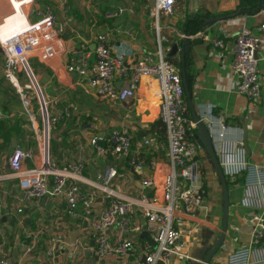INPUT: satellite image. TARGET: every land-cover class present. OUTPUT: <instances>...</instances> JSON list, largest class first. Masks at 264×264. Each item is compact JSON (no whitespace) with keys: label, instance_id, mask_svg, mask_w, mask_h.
<instances>
[{"label":"crops","instance_id":"0c3cea01","mask_svg":"<svg viewBox=\"0 0 264 264\" xmlns=\"http://www.w3.org/2000/svg\"><path fill=\"white\" fill-rule=\"evenodd\" d=\"M4 2L0 3V16L9 12ZM45 4L53 9L56 23H63V30L59 34L63 50L45 61L34 53L29 54L26 57L28 77L21 72L19 79L21 82L29 80L34 86H39V97L45 103L46 114L61 118L48 128L47 138L44 129L43 136L47 139L45 157L40 153L33 154L22 161L21 169L36 168L44 162L51 168H62L68 163L81 160L83 170L78 187L81 191H93L95 196L87 208L78 204L74 215L66 213L62 193L39 199L22 198L7 158L15 148L36 149V133L40 131L41 118L36 120L37 127L33 128L22 111L19 99L2 79L0 50V198L4 195V201L0 203V256L5 255L2 249L11 246V252L16 258L11 264H132L140 256L143 245L153 246L151 235L144 229L132 237V248L121 257L95 258L92 251L86 249L83 251H88L89 255L71 258L68 253H61V250L66 249L64 243L55 247L56 242L65 238L64 232L83 230V221L87 223L85 234L76 240L87 241L88 246H92L89 244L88 235L92 231L88 222L103 209L107 200L99 189L101 181L96 178V174L112 167L114 175L107 187L114 196L125 199L137 196L142 189L140 179L149 173L146 164L140 173H135L124 159L94 154L89 145L92 134L105 135L112 128L124 126L131 136L130 153L143 158L145 162L154 160L157 167L154 175L157 179L159 171L164 170L167 163L165 134L158 131L161 125L157 116V101L148 87L149 79L139 78L133 96L122 102L110 103L98 99L84 80H79L65 70L70 60L69 52L76 45L75 34H80L92 50L95 33L107 26L111 30L112 52L131 49L137 54H143L154 52L157 36L161 41L165 36H174L180 40L186 30L194 29L188 37L189 65L186 69L194 108L199 104L212 105V114L225 127L222 132L229 141L240 139L242 143V120L247 141V150L243 149L245 160L263 167L264 35L260 38L257 50L259 96L251 98L234 92L230 72L233 37L240 26L255 27L259 21L258 11L233 15L239 10V0H174L171 14L159 16L156 32L141 0H31L30 5L40 7ZM119 5L124 9L121 15L110 20L102 17L104 10ZM66 16L70 17L68 22H64ZM218 17L221 19L216 22L201 25L204 19ZM27 19L35 20L31 14H28ZM11 31L7 24L0 28V35L4 36ZM216 34L222 37V48H212L210 45V39ZM123 83L122 80L115 81L116 87ZM32 102L36 113L37 106ZM188 113L190 117L189 110ZM189 119L192 121L191 117ZM86 121L94 122L92 130L81 129ZM156 122L157 126L154 125ZM189 134L194 142L193 136L199 138L200 135L195 125L190 128ZM142 139H148L149 144L137 146ZM194 160L198 166L202 198L199 209L193 214H175L174 226L181 234L177 250L202 260L221 235L223 241L211 263L225 264L231 250L249 247V264H264V241L254 245L249 241L252 218L256 215L264 218V210L241 202L244 195L242 179L239 178L241 175L237 176L235 182H230L218 163L225 183L223 186L207 151L197 144ZM262 192L258 188L253 190L255 200ZM3 208H8L7 218L11 222L4 217ZM135 213L142 221L139 211ZM145 232L149 234L147 238L142 235ZM30 234L33 235L32 239L28 237ZM107 236L111 241L118 238L116 228H109ZM48 252H51L50 257ZM28 257L34 258L23 259ZM171 264L191 263L173 257Z\"/></svg>","mask_w":264,"mask_h":264},{"label":"built area","instance_id":"2783aa9c","mask_svg":"<svg viewBox=\"0 0 264 264\" xmlns=\"http://www.w3.org/2000/svg\"><path fill=\"white\" fill-rule=\"evenodd\" d=\"M173 3L174 0H152L147 14L152 19L156 32L159 16L171 14ZM25 4L28 7L26 12L23 9L24 22L15 31L0 38L1 76L19 99L22 111L33 128L37 126L32 101L36 103L42 131L36 133V149L15 148L7 162L11 174L17 179V186L24 200L62 193L66 213L74 215L78 204L87 208L95 196L93 191H81L78 187V180L82 179L81 160L68 163L62 168H51L44 162L36 168L21 169L22 161L33 154L40 153L45 157L47 139L43 136L44 129L47 138L48 128L61 118L46 114L45 103L39 97V86H34L29 80L20 81L21 72L28 77L26 57L34 53L40 60L45 61L63 50L59 38L63 23H56L53 9L47 4L40 7L30 5L31 0L23 5ZM14 11L11 8L10 13ZM123 11V7L119 5L104 10L102 17L110 20L121 15ZM28 14L35 20L28 21ZM257 14L259 21L254 28L240 26L233 37L230 62L233 76L231 88L234 92L251 98H256L260 92L255 54L257 55L260 38L264 35V2ZM69 20L70 17L66 16L64 22ZM75 35L76 45L69 52L70 60L65 70L79 80H84L98 99L110 103L122 102L133 96L139 78L149 79L148 87L157 101L158 121L164 127L167 160L165 169L159 171L157 179L154 175L157 168L154 160L145 162L143 158L130 153L131 136L126 127L112 128L105 135L92 134L89 145L94 154L124 159L126 165L135 173H140L146 164L149 173L140 179L142 189L137 196L125 199L114 196L107 187L114 175L112 167L96 174V178L101 181L99 189L107 200L103 209L88 222L93 233L92 246L89 247L87 241L76 240L75 247L81 251L90 249L96 258L121 257L132 248V237L144 229L151 235L153 246L143 245L140 256L132 264H171L173 257H180L191 264H201V259L177 250L181 234L174 226L175 214L196 212L200 207L202 189L198 184V166L194 160L196 143L189 134L194 122L186 115L187 103L179 68L164 57L170 45L162 44L157 36L153 53L137 54L131 49L112 52L111 30L105 26L95 33L94 46L90 50L87 41L80 34ZM210 45L212 48H222V37L214 35L210 39ZM116 80L124 83L116 87ZM212 107L210 104H199L196 111L212 135L214 151L225 177L230 182H235L237 176L241 175L244 188L241 202L264 210V166L245 160L240 139H225L222 132L225 127L212 114ZM93 128V121H86L81 125L82 130L90 131ZM147 144L149 140L142 139L137 146ZM257 188L263 192L255 200L253 190ZM136 210L139 211L142 221L136 215ZM252 219L249 241L254 245L259 243L260 238H264V218L256 215ZM111 227H115L118 232V238L114 241L107 236ZM250 254L249 247H236L227 254L225 264H249ZM0 264L11 263L7 257L0 256Z\"/></svg>","mask_w":264,"mask_h":264},{"label":"water","instance_id":"95a60500","mask_svg":"<svg viewBox=\"0 0 264 264\" xmlns=\"http://www.w3.org/2000/svg\"><path fill=\"white\" fill-rule=\"evenodd\" d=\"M240 10H236L233 15H238L240 14ZM221 18H213V19H209V20H203L202 21V26L207 25V23H212V22H216L218 20H220ZM208 21V22H207ZM186 30V29H185ZM191 30H186L185 34L182 36V38L176 42H173L170 45L169 50L164 54L165 58H169V57H178L179 59V72H180V77H181V83H182V88H183V92H184V96L186 99V103L188 106V110L190 112V117L192 119V121L194 122L195 127L198 129L200 135L199 138L194 135L193 138L197 144V146L201 149H204L207 151L210 160L212 162V165L218 175V177L220 178V181L222 183V185L224 186V180H223V176L220 170V167L218 165V161L216 158V154L214 151V146H213V138L212 135L206 125V123L202 120L199 119L198 115H197V111L196 108H194L193 102L190 98V93H189V89H188V82H187V76L185 73V67H184V56L187 54L189 46H188V37L190 36ZM255 56L257 57V55L255 54ZM241 123V129H242V147L245 150H247V141H246V129H245V124L242 122V120H240ZM4 201V195L0 198V203ZM2 213L4 215L5 218H7L8 215V208H3L2 209ZM8 222H11L10 218H7ZM12 227H14V223L12 222ZM86 225L87 223L85 221H83L81 228L83 230H68L66 232H64L65 238H61L62 240H59V242H56L55 247L57 248L58 245L60 243H64L66 246L65 250H61V253L66 252L68 253V256L71 258H78L80 257L82 254L85 255H89L90 253L88 251H81L79 250L77 247H75V241L77 238L83 236L85 234L84 229H86ZM33 235H29L28 237L30 239H32ZM89 237V244L92 245L93 242V233L88 235ZM223 241V237L221 235L218 236V238L216 239V241H214V243L210 246V248L208 249V251L206 252L204 258L202 259V263L201 264H208L213 255L216 254V252L218 251V249H220L221 243ZM264 238H260L259 243L263 242ZM25 245V242L23 243ZM0 248H1V242H0ZM5 255V257L8 258L9 262H15L16 258L15 256H13V253L11 252V246H8L6 248V250H1ZM42 250H40L39 253H41ZM51 255V252H48V256ZM50 257V256H49ZM34 257H28V258H23L24 260H29L32 259ZM96 258V257H95ZM44 263V262H43Z\"/></svg>","mask_w":264,"mask_h":264},{"label":"trees","instance_id":"16d2710c","mask_svg":"<svg viewBox=\"0 0 264 264\" xmlns=\"http://www.w3.org/2000/svg\"><path fill=\"white\" fill-rule=\"evenodd\" d=\"M264 2V0H239V10L243 11L244 13H256L258 11V9L260 8V6L262 5V3ZM226 15V14H225ZM191 33L194 29H190ZM163 41H161L162 44H169L171 45L173 42L178 41L177 37L175 38L174 36H165L163 37ZM168 62L172 63L173 65H175L176 67L179 68V59L176 57H169V58H165ZM189 65V56L188 54H186L184 56V67H185V73H186V69L187 66ZM187 75V74H186ZM190 86V85H189ZM185 98V96H184ZM186 101V99H185ZM34 106L36 107V103H34ZM186 115L189 117V113H188V106H187V110H186ZM190 118V117H189ZM158 122L154 123V125H158ZM159 124L161 125V128L158 129V131L161 133L163 132L164 134V127L163 125L159 122ZM240 179H242L241 177H239Z\"/></svg>","mask_w":264,"mask_h":264},{"label":"bare ground","instance_id":"6f19581e","mask_svg":"<svg viewBox=\"0 0 264 264\" xmlns=\"http://www.w3.org/2000/svg\"><path fill=\"white\" fill-rule=\"evenodd\" d=\"M5 1L7 2L9 8L14 9L15 11L12 13L8 11L6 12V14L8 13L10 14H8L6 18L0 22V28L9 24L10 29H12V31H15L24 22L23 4L29 2L30 0H5ZM0 2L2 1L0 0ZM1 37L2 36L0 35V38Z\"/></svg>","mask_w":264,"mask_h":264},{"label":"rangeland","instance_id":"374dc122","mask_svg":"<svg viewBox=\"0 0 264 264\" xmlns=\"http://www.w3.org/2000/svg\"><path fill=\"white\" fill-rule=\"evenodd\" d=\"M1 1H3V0H1ZM5 1V0H4ZM141 2H142V4L145 6V9L147 10L151 5H152V0H141ZM0 3H2V2H0ZM3 4H6L7 5V8H9V6H8V4H7V2L5 1ZM143 6V7H144ZM27 7H28V5L27 4H25V5H23V9L25 10V12H26V10H27ZM0 9H1V5H0ZM10 8H9V12H10ZM4 15H6V13L5 14H3L2 16H0V21H1V18L4 16ZM148 15V14H147ZM32 109H33V111L35 112V108L33 107V105H32ZM40 116H39V114H38V112H36L35 113V118H36V120L37 121H39L40 120V118H39ZM40 130L42 131V126L40 125ZM142 235L144 236V238H147L148 237V233L147 232H145V233H142ZM188 255H190V256H193L192 254H190V253H187ZM194 257V256H193Z\"/></svg>","mask_w":264,"mask_h":264}]
</instances>
